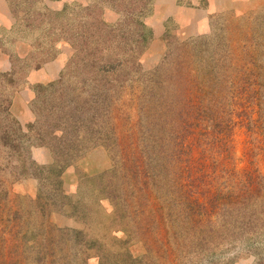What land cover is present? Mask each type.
Segmentation results:
<instances>
[{
  "label": "rangeland",
  "instance_id": "1",
  "mask_svg": "<svg viewBox=\"0 0 264 264\" xmlns=\"http://www.w3.org/2000/svg\"><path fill=\"white\" fill-rule=\"evenodd\" d=\"M15 1L19 3L14 2L20 25L13 35L16 39L18 36L25 39L29 45L22 50L21 56L12 52L11 70L0 73V80H3L0 82V98L4 99L0 104V115L4 117L7 114L4 108L6 100H9L11 103L8 112L21 124L23 131L30 133L31 139H34L39 131L40 134L46 132L45 123L52 124L56 115L50 105L43 108L47 110L40 111V107L38 109V87L40 84L46 85L59 80L74 54L72 43L59 38V24L61 22L65 28H69V23L73 20L79 21L76 12H80V8L98 0H59L64 3L58 8L49 6L47 0ZM107 3L105 1L103 5ZM66 7L71 13L66 15L63 12L62 16L57 17L56 12H61ZM150 15L145 21H149ZM104 18L111 23H118L122 13L107 5ZM210 26L208 32L193 37L206 39V44L198 52L195 61L190 57V65H196L201 75H205L202 80L207 77L209 63L214 65L215 77H212L210 86L212 85V89L217 88L214 107L218 120L213 123L210 118L206 121L202 118L194 125L186 126L183 117L181 119L180 115L174 116L170 121L165 119L168 123L160 126L163 131L157 134L153 131L151 142H147L143 137L146 124L149 120L153 126L157 119L148 116L151 115V107L156 99L154 96L149 102L150 95L153 97L150 89L155 86V79L148 72L166 57L171 70L179 62L187 64L188 53H181L179 44L193 38L181 39L176 34L175 25L170 22L168 27L171 30L168 29L164 36L165 46L156 57L148 54L151 43L139 53L137 41L134 40L136 52L132 55L136 58V63L141 65L138 70L136 65L135 69L132 67V55L126 53L125 56V50L121 52L119 47L121 60L115 64L123 66V69L132 67L133 72L130 76L123 74L121 79L116 77L119 83L117 91L114 90L113 109L104 115L105 118L97 117L95 120L100 134H109L113 130L115 136L110 141L116 140L118 147L96 145L85 149L78 154L76 162L58 176L57 182L70 198L65 211L60 209L59 203L58 208L53 204L51 207L49 198L41 196L38 177L28 175L17 178L21 171L17 165L26 158L42 166L53 165L56 162L53 149L36 145L30 140L23 142L22 149L8 147L0 142V264H54L53 261L59 256L53 255L58 253L60 244L64 247L62 252L67 256L63 258L65 262L61 263L59 260L55 264H210L206 255L213 251L206 248L201 254L193 252L195 246L193 247L194 240L190 232L199 231L206 222H214L216 218L218 223H223L222 215L226 212L221 213L220 210L217 217L216 208L223 206V203L229 204L227 195L231 191L239 197L244 195L246 189H252L251 183L255 184L254 176L264 174V1L241 14L218 13L213 16ZM63 31L64 35L68 33L67 30ZM253 35L256 40L262 41L256 50L253 49ZM119 36L116 37L117 43L121 42ZM59 57L63 58V66L58 77L32 85L30 88L34 94L28 102L30 115L24 118L17 116L12 103L17 92L28 87V73L36 69L33 64L41 61L40 68ZM236 65L243 69H237ZM20 67L24 70L21 69L20 76L15 73L14 77H18L15 83H10L2 75L10 74L14 68L18 70ZM238 71L243 81L246 78L245 82H238V79L235 81ZM144 72L147 75L143 76ZM254 79L257 84L252 82ZM145 93L148 94L141 97ZM165 95H169L168 91L160 96ZM82 96H87V93H82ZM154 110H158L156 105ZM98 114L101 116V112ZM1 116L0 122L5 125L6 118ZM47 126L57 131L56 137L61 136L58 131L63 128H58V125ZM66 128L64 137L68 138L71 147L78 141L77 133L80 132L81 136L83 130L81 128L80 131H75L70 124ZM157 153L158 156H154ZM135 162L141 165L144 173H149V178L147 173L143 178L147 180H140L139 183L143 182L140 185L135 178H131L133 185L129 186L124 175H132ZM30 169L33 170L34 167ZM153 169L159 172L155 177L150 175ZM91 177L93 181L89 179ZM113 180L121 186L118 192L122 191V196L118 200L106 197L105 187L111 185L109 188H112ZM56 186L58 187L57 183ZM135 187L136 190L139 187L141 192L137 191V195L130 194ZM257 187L259 188V183ZM211 193L216 197L201 209L193 230L185 231L182 227L184 221L189 219L181 205L186 204V196L196 195L198 201H203ZM16 195H20V199ZM174 196H178L180 205L173 199ZM10 200L13 206H7ZM119 201L127 212L121 216L117 207ZM43 205L46 207L44 214L41 212ZM6 207L21 211L23 218L19 215L17 221L13 219L10 225L6 224V215H10ZM158 207L164 211L175 209L179 217L176 223L168 220L169 218H162ZM142 210L150 216L141 221L144 215ZM9 227L11 230H8ZM58 228L74 230L76 234L68 237L65 242L62 239L67 236L58 232ZM24 233L25 237L19 241L22 243L19 251H11L12 243L17 242ZM71 234L69 231L67 235ZM86 241L93 246L89 249L82 246L86 245ZM256 253L238 247L226 251V254L215 255L213 259L215 264H220V260L227 256L231 257L232 264H264L262 257ZM126 254L129 257H125ZM38 255H44V260L36 259L35 256Z\"/></svg>",
  "mask_w": 264,
  "mask_h": 264
},
{
  "label": "trees",
  "instance_id": "2",
  "mask_svg": "<svg viewBox=\"0 0 264 264\" xmlns=\"http://www.w3.org/2000/svg\"><path fill=\"white\" fill-rule=\"evenodd\" d=\"M105 1L108 3L103 5V2ZM107 5H111V8L122 13V18L118 23H111L104 18V12ZM67 8L68 7L65 9L63 8L61 12H56L57 17L62 16L63 12L67 13L66 15H69L71 11H67ZM152 8L153 0H98L92 5L80 8V12H76V18H79V21L76 22V20H73L71 24L69 23V28H65L63 23L60 22L59 38H64L72 43L74 54L68 67L63 71L59 80L46 85L40 84L38 87V93L36 96L38 109L40 107V111H44L47 109L43 108H48V105H50V109L56 113L55 121L52 120V124L45 123V129L47 127L45 133L40 134L41 131H37L38 133L36 134V137L31 139V135H29L30 133L26 131L24 132L21 124L8 112V106L11 102L6 100L7 104L4 109L7 114L4 117L0 115L1 117L6 118L5 125H2L0 122V142L8 145V147L14 146L17 149H22L23 142L30 140L31 143L34 142L36 145L51 147L56 155V162L49 166L39 165L27 158L21 161L20 165L16 164L18 168H21V171L17 176L18 179L28 175L39 178L41 196L49 198L48 201L49 203L51 202L50 205L53 204L57 206L59 203L60 209L65 211L70 198H68L67 194L63 192L57 179L58 176L60 177L63 170H66L67 167L76 162L78 154H81L80 152L96 145L118 147L116 140L113 139V142L110 141V139L115 136L113 135V130L109 134L107 132L100 134L95 126L97 125V121L95 120L97 117L99 119L105 118L104 115L113 109L112 101L115 99L114 90H116V86L119 83L117 79H121L124 75L130 76L133 72L132 67L135 69L134 65H136L137 70L138 67L141 66L140 63H136V58H133L132 55L136 52L133 46V41H137V50L139 53H142L148 48L153 37V30L150 25L147 24L145 18L151 14ZM73 11L74 10H72V12ZM63 30H67L68 33L64 35L65 33ZM120 33L121 36H119ZM117 36H119L121 42L117 43ZM254 37L255 35H253L255 41L253 49L256 50L257 45L262 43V41H259V39L256 40ZM205 44L206 39L200 38L183 41L179 44L180 52L182 53L184 51L188 53V61L185 62L187 64L179 62L176 67L171 70V68L168 67L170 65L167 64L169 61L166 57L161 64L148 72L150 77L155 79V86H153V89H150L153 97L151 98L150 95L149 102H151L154 99V96H156V99L153 101V106L151 107L153 110L151 111V115L149 114L148 116H150V118L157 117V119L153 126L150 125L149 120L146 124L147 127L143 137L147 142H151L153 131L155 134L159 131H163L160 126L168 123L165 119L170 121L174 116L179 117L180 115V118L183 117V120L187 123L185 124L186 126L194 125L202 118H204L205 121L210 118L213 120V123L214 120H218L215 116L216 109L214 107L216 106L214 100L217 98V88L212 89V85L210 86L212 77H215L214 65L209 63L206 73L207 77L204 80H202V78H204L205 75H201L197 66L194 65L191 67L190 65V62H192L191 58L195 61L198 57V52ZM139 45L140 47H138ZM119 47H121V52H123L122 50H125L123 52L125 56L126 53L132 55V67L123 69V66L119 67L115 64L117 61L121 60L118 51ZM209 56L211 57V55ZM41 63V61H37L33 64V67L39 68ZM185 65H187V68L184 69ZM236 66L237 69L238 67L243 69V67H240L239 65ZM21 69L22 67L18 70L14 68L13 72L10 74L7 73L2 75L5 76L6 80L10 81V83H15L18 79V77H14L15 73L17 72L20 76L22 74ZM22 70H24V68ZM225 72L227 73L226 70ZM142 74L143 76L147 75L146 72ZM10 76H13L14 79ZM117 76L119 77L116 78ZM237 79L238 82L243 81V77L239 74V71L235 77V81ZM245 79L243 82H245ZM255 80L256 79L252 82L257 84L258 82H255ZM2 81L0 80V82ZM247 81L249 82V77ZM152 84L154 85L153 82ZM163 84H165L164 87ZM168 88L169 90L173 89V91H169ZM2 91H4L3 87ZM158 91L160 92L158 93ZM167 91L169 95L160 96ZM84 92L87 93V96H82V93ZM147 94L148 93L142 94L141 97H144ZM172 95L175 96V99ZM3 101L4 99L0 98V104H2ZM258 104L259 103H257V105ZM154 105L158 108L157 111L154 110ZM98 112H101V116ZM76 123H78V126ZM69 124L71 128L75 129V131H80L81 128L83 130L81 136L80 132L77 133L76 139L78 141L71 145V147L68 138L64 137L66 135L65 129H67L66 127H69ZM47 125H50L51 127L58 125V128H63V130L58 131L61 136L56 137L57 131L55 132ZM105 125L106 124H104V126ZM27 137L29 139H27ZM37 140L39 142H35ZM26 150H28V144ZM158 153L154 156L157 157ZM126 159L128 158L126 157ZM134 164L135 167L132 175H124L129 186L133 185L130 182L131 178H135L136 183L138 182L139 185L145 182L144 180H147L143 178L148 172L144 173L143 168L139 163L135 162ZM30 167H34V169L31 170ZM157 173H159L157 169H153L150 175L155 177ZM147 178H149V173ZM89 179L93 181L92 177ZM140 180L143 182L139 183ZM253 181L255 184L251 183V190L250 188L249 190L246 189L245 194L240 195V197L237 196L235 192L231 191L227 195L229 204L223 203V206L221 205V207L216 208L215 212L217 217L220 215V210L221 213L223 211L226 212L222 215L223 223H218L216 218L214 222H206L204 228H200L199 231H191L197 224V215L199 216L200 212H202L201 209L210 203V200L216 196H213L211 193V195L205 197L203 201H198L196 195L186 196V204L182 203L181 206L184 207L185 216L189 219V221H184L182 228L187 232L191 231L190 233L194 240L193 247L195 246L192 251L201 254L206 248L212 250L213 252L211 254L206 255L210 264L216 263L215 259H213L215 255L226 254V251L238 247L257 252L256 254H259L264 261V174L254 176ZM56 183L58 184V187L56 186ZM258 183L259 188L257 187ZM118 184L119 183H116L113 180L112 188H109L111 185L105 187L107 189L106 197L118 200V197L122 196V191L118 192L121 190V186ZM137 191H140L139 187H137V190L135 187L130 194L137 195ZM15 197L20 199V195H16ZM173 199H175L180 205L178 196H174ZM218 204H220V202ZM8 205L13 206L12 200H10V203H7V206ZM117 207L118 210H120V216L122 213H127L124 205H121V201L118 202ZM45 208L46 207L43 205L41 209L43 214ZM213 208L215 207L213 206ZM6 209L13 217L11 218L8 214L6 215V224L8 225L11 224L13 219L17 221L19 215H22L21 211L19 212L12 207H6ZM142 211V214L144 215L141 217V221L143 218L150 216L145 210ZM149 211L151 212V210ZM158 211L160 212L161 217L165 218V220L166 218H169L168 220L175 221L176 223V220L179 218L173 208L164 211V209L158 207ZM117 217L119 216L117 215ZM135 225L139 226L137 224ZM9 229L11 230V227H9L8 230ZM69 231H71L72 234L68 236L67 234ZM58 232L62 234L64 233L67 236L62 239L65 242L68 237H74V234H76L74 230H64L62 228H58ZM17 235L19 236V234ZM24 237L25 233L17 242L12 243L13 249L11 251H19L20 246H22V243L19 241ZM85 244L86 245L82 246L88 249L93 246L88 241H86ZM60 245L61 248L59 247L58 253L53 256H59V258H55V261L60 260L61 263H63L65 262L63 258L67 255L62 252V248L64 247L62 244ZM220 248L221 250H219ZM103 254H105V252ZM125 257L129 256L126 254ZM35 258H41L42 261L44 260V255L42 257L38 255L35 256ZM55 261H53L54 264ZM223 263L232 264L231 257L227 256L221 259L220 264Z\"/></svg>",
  "mask_w": 264,
  "mask_h": 264
},
{
  "label": "crops",
  "instance_id": "3",
  "mask_svg": "<svg viewBox=\"0 0 264 264\" xmlns=\"http://www.w3.org/2000/svg\"><path fill=\"white\" fill-rule=\"evenodd\" d=\"M16 4L15 0H13ZM65 2L71 0H64ZM64 1H46L49 6L58 8ZM264 0H153V8L149 25L153 30L150 41L149 56L156 57L165 46L164 36L168 32V24L176 27V34L181 39L193 38L210 30L211 20L218 13L237 12L253 9ZM10 0H0V73L10 71L12 68V52L18 56L29 45L25 39L13 35L18 28L17 7ZM50 2V3H49ZM148 24V23H147ZM174 27V28H175ZM173 28V29H174ZM15 38V39H14ZM63 66V58L50 60L40 68L31 70L27 76L28 87H23L14 97L12 109L21 118L30 115L28 102L32 99L34 91L32 85L48 82L58 77Z\"/></svg>",
  "mask_w": 264,
  "mask_h": 264
}]
</instances>
